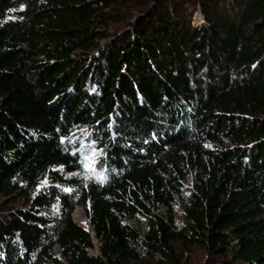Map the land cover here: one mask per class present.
Returning a JSON list of instances; mask_svg holds the SVG:
<instances>
[{"label": "trees", "instance_id": "trees-1", "mask_svg": "<svg viewBox=\"0 0 264 264\" xmlns=\"http://www.w3.org/2000/svg\"><path fill=\"white\" fill-rule=\"evenodd\" d=\"M196 245L264 264V0H0V264Z\"/></svg>", "mask_w": 264, "mask_h": 264}, {"label": "rangeland", "instance_id": "rangeland-1", "mask_svg": "<svg viewBox=\"0 0 264 264\" xmlns=\"http://www.w3.org/2000/svg\"><path fill=\"white\" fill-rule=\"evenodd\" d=\"M201 11V10H200ZM135 12H136V10H132V11H129V9L128 10H125V13L127 14V15H125L124 16V14H122V15H119L118 17H117V21L115 22L116 24H113V27L112 26H110L111 28H110V32H115V31H118V30H122L123 28H125V26H126V24L128 23V20L129 19H133L132 17H130L129 18V15L128 14H130L131 15V13H133V15L135 14ZM127 17V18H126ZM194 25L196 26V27H198V28H200V22L201 21H203L204 19H203V16H202V13H201V15H200V12H198L197 13V15L195 16V18H194ZM5 199V198H4ZM15 206H21L22 205V200H16L15 201ZM83 208V207H81V206H77L76 208H75V211L77 210V209H79V214H81L80 212V210ZM85 210V209H84ZM75 211H74V213H73V218L75 219V217H74V214H75ZM57 246V245H56ZM55 246V247H56ZM95 250V249H94ZM191 253L189 254V258H190V261H189V264H205L206 262H207V260H208V253H207V251L206 250H204L202 247H200V246H198V245H196V246H193L192 248H191ZM188 253H186V255H187Z\"/></svg>", "mask_w": 264, "mask_h": 264}, {"label": "water", "instance_id": "water-1", "mask_svg": "<svg viewBox=\"0 0 264 264\" xmlns=\"http://www.w3.org/2000/svg\"><path fill=\"white\" fill-rule=\"evenodd\" d=\"M200 15H201V11H200ZM82 210H84V208H82ZM85 213L86 210H84ZM74 219V218H73ZM75 221H77L76 219H74ZM90 220V219H89ZM91 221V220H90ZM79 224H81L79 221H78ZM91 224H92V221H91ZM82 225V224H81ZM83 226V225H82ZM93 226V230L91 231L90 229L86 228L83 226V228L85 230H87L88 232H90L91 236L94 238V243H95V250L93 249V251H91L92 254H96V255H102L101 253V248H100V241H99V238L97 237V231H96V228L94 227V225L92 224ZM55 251L57 252V254L59 255H62L61 254V247L60 245H57L55 247Z\"/></svg>", "mask_w": 264, "mask_h": 264}, {"label": "bare ground", "instance_id": "bare-ground-1", "mask_svg": "<svg viewBox=\"0 0 264 264\" xmlns=\"http://www.w3.org/2000/svg\"><path fill=\"white\" fill-rule=\"evenodd\" d=\"M80 209H81V208H80ZM80 211H81V212H80V213H81L80 215H81L83 218H86V214H87V213H85L84 210H82V209H81Z\"/></svg>", "mask_w": 264, "mask_h": 264}]
</instances>
